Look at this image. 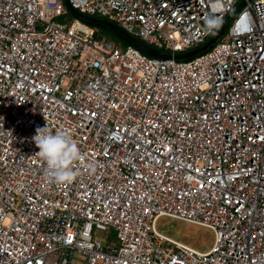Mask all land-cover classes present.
<instances>
[{
  "label": "built area",
  "instance_id": "2783aa9c",
  "mask_svg": "<svg viewBox=\"0 0 264 264\" xmlns=\"http://www.w3.org/2000/svg\"><path fill=\"white\" fill-rule=\"evenodd\" d=\"M241 1L177 61L65 22L63 0H0V264H264V0L68 3L174 55ZM46 124L80 147L70 183L37 154ZM162 216L212 246L159 234Z\"/></svg>",
  "mask_w": 264,
  "mask_h": 264
},
{
  "label": "clouds",
  "instance_id": "9594fccd",
  "mask_svg": "<svg viewBox=\"0 0 264 264\" xmlns=\"http://www.w3.org/2000/svg\"><path fill=\"white\" fill-rule=\"evenodd\" d=\"M204 24L205 30L212 32L217 28L218 20L210 15ZM32 140L39 149L38 156L46 164L47 176L57 185L72 182L77 175L74 165L83 159L77 141L64 131L50 130L47 124L36 129Z\"/></svg>",
  "mask_w": 264,
  "mask_h": 264
},
{
  "label": "water",
  "instance_id": "95a60500",
  "mask_svg": "<svg viewBox=\"0 0 264 264\" xmlns=\"http://www.w3.org/2000/svg\"><path fill=\"white\" fill-rule=\"evenodd\" d=\"M63 3L66 8V13L70 15L73 18L79 19L85 24L96 27L98 29L104 30L115 36L117 39L122 41L126 45L133 46L137 50H139L144 55L150 57V58H156L160 60H166L169 58H174L177 61H188L191 59H194L198 56H201L208 52L210 49H212L224 36L226 33L229 23L232 20L233 16L241 9V7L244 5V1H241L234 10L229 13L226 18L223 20L221 25L217 28V30L212 34V36L208 39V41L203 44L200 47H197L191 51H188L186 53L182 54H170L161 52L158 50H155L154 48L146 45L141 40L137 39L136 37H133L129 34H127L125 31L120 29L117 25L108 22L107 20L99 19V18H93L88 17L85 15H82L78 13L76 10L71 8V6L68 3V0H63Z\"/></svg>",
  "mask_w": 264,
  "mask_h": 264
},
{
  "label": "rangeland",
  "instance_id": "374dc122",
  "mask_svg": "<svg viewBox=\"0 0 264 264\" xmlns=\"http://www.w3.org/2000/svg\"><path fill=\"white\" fill-rule=\"evenodd\" d=\"M66 18V19H65ZM64 21L69 23V20L72 18L69 15H66ZM104 35V33H101ZM113 42L114 39L110 38ZM116 41V40H115ZM156 231L181 244L190 246L198 250H209L213 244V233L211 230L206 228L186 223L173 219L168 216L160 217L155 224ZM100 237V234L96 235Z\"/></svg>",
  "mask_w": 264,
  "mask_h": 264
},
{
  "label": "trees",
  "instance_id": "16d2710c",
  "mask_svg": "<svg viewBox=\"0 0 264 264\" xmlns=\"http://www.w3.org/2000/svg\"><path fill=\"white\" fill-rule=\"evenodd\" d=\"M99 33H100V34H101V33H104V35L102 34L103 36H105V37H107V38H109V39H110V38L114 39L113 42H114L118 47H120V48H123V47L126 46V44H124L122 41H120L119 39H117L115 36H113L112 34H110V33L107 32V31H104V30L99 29ZM211 36H212V35H210V36L204 41V43L200 44L199 46H202L203 44H205ZM115 40H116V41H115Z\"/></svg>",
  "mask_w": 264,
  "mask_h": 264
}]
</instances>
